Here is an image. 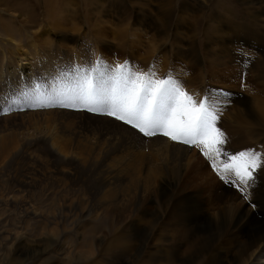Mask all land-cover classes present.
Here are the masks:
<instances>
[{"label":"rangeland","instance_id":"obj_1","mask_svg":"<svg viewBox=\"0 0 264 264\" xmlns=\"http://www.w3.org/2000/svg\"><path fill=\"white\" fill-rule=\"evenodd\" d=\"M258 2L264 7V0H0V148L5 149L1 159L6 157L0 167V264H62L61 260L66 256L71 259L70 264H81L77 262L78 235L82 225L91 221L90 230L93 227L91 217L90 219L86 215L77 216L78 209L75 205L71 206V210L67 209L69 201L92 199L90 196L93 192L87 184L90 180L88 169L87 172L83 171L84 169L79 170L69 160L55 158L43 141L42 134L55 133L59 141L69 147L67 150L64 146L67 152H72L80 140L79 144L87 145L86 142L95 140L97 144V141L108 142L115 136L121 143L131 139L148 145L167 138L161 135L143 137L136 130L106 115L61 107H29L23 98L13 105L12 101L17 97L18 91L31 87L34 82H39L43 86L42 90L47 91L50 85L56 86L54 77L58 72L70 71L73 66H88L98 57L102 58L106 67L114 68L127 62L134 71H154L158 79H175L184 90L194 91L197 98L206 94L220 96L226 103L222 107L217 126L226 138V134H230L228 130H235V126L239 125L235 120L238 110L243 112V121L248 125L247 134L254 132L248 143L240 145L238 150L233 149V152L246 149L259 151L264 145L260 115L254 118L247 111L252 109L251 106L238 101L242 98L239 95L248 98L252 96L253 93L249 94L247 88L254 84L244 83L238 78L235 83L231 75L224 77L221 82H210L204 72L208 65L203 61L207 51L206 36L218 22L217 18L226 15L224 18L228 21L234 19L235 22L244 23L250 28L251 18L244 13V5L259 6ZM232 13L235 15L232 16ZM217 14L219 15L215 17ZM221 29L225 30L224 27ZM83 36L88 37L89 42H86ZM190 44L194 51L189 47ZM213 49L212 47L209 54L210 61L220 65V57L223 55L220 53L221 48L218 47L214 52ZM245 49L251 48L246 46ZM194 52V56H191ZM28 56L34 60L37 58L38 61L27 66V59L30 58ZM245 57L250 58L248 55ZM235 58L236 56L231 54L228 58L226 55L224 60L228 59L232 65ZM196 59L199 61L197 67L205 78L191 85L188 83L190 77L185 66L187 61ZM242 63L247 68V65ZM41 69L50 70L52 75L48 78L42 77ZM240 69L243 71L241 66ZM12 70L14 75L10 74ZM262 81L263 79L258 80V83ZM99 138L100 141L97 140ZM80 152L84 153V150ZM226 152L231 154V150L227 149ZM210 157L206 159L196 147L189 168L181 172L180 182L177 180L176 185L169 187L170 190L163 199L173 202L187 196L196 197L201 203V215L206 214L210 221L214 220L217 212L225 213L229 207L234 211L238 206L254 211L250 200L255 195V189L246 190L249 197L246 200L240 191L241 186L225 183L213 170L212 163L221 167L222 158L214 154H210ZM98 163L108 162L101 159ZM121 165L124 164L121 162ZM110 189H106L104 194L109 193L111 199H118L123 210L133 209L134 215L126 219L127 222L121 221L123 225L117 220L121 217L98 219L100 222L94 223L98 231L96 238L92 244L88 242L84 247L86 246L87 250L92 247L96 251L99 248V240L103 239L100 244L102 247L98 249L101 252L109 247L108 235L117 230L118 234L123 233L122 235L126 236L124 238L133 249L123 258L120 250H115L103 258L95 253L86 258L84 264H141L154 252L147 226L149 213L154 205L146 201V198L137 197L134 201L135 196L128 193L126 186H117L113 191ZM229 197L232 200H229ZM129 201H132V204ZM135 203L140 206L137 211V206L131 207ZM171 208L167 205L158 207L159 212L164 213V218L160 219L161 223L162 219L166 221L175 215ZM231 215V212L229 215L226 213V218ZM228 224L229 222L226 224L224 235H227L229 230ZM120 230L124 231L119 232ZM201 230L196 228L194 237L186 246L195 245L197 238L203 235ZM204 230L207 231L206 228ZM50 231L53 232L51 235ZM50 238L53 243L46 247L44 244ZM225 240L227 237L224 238V248L227 247ZM60 245H63V253L58 251ZM188 255H181L179 259L177 253L169 264H186L190 260L187 259Z\"/></svg>","mask_w":264,"mask_h":264},{"label":"bare ground","instance_id":"obj_2","mask_svg":"<svg viewBox=\"0 0 264 264\" xmlns=\"http://www.w3.org/2000/svg\"><path fill=\"white\" fill-rule=\"evenodd\" d=\"M258 3L259 6L253 5L249 7L248 5H244V13L251 18L250 28H248V26L244 23L239 24L235 22L234 19L228 21V19L224 18L226 15L221 16V18H217L219 19L218 22H215L216 25L213 26L212 31L206 36L208 39L207 44H205L207 51H205L206 59L203 58V61L204 64L208 65V69L204 72L208 75L206 78H208V81L210 82L216 83V80L221 82L220 80H223L224 77L227 78L231 75L233 80H235V83L237 82L236 80L238 78L239 80L244 81V83L254 84L253 86L251 85L250 88H247V92L249 94L251 92L253 93L252 96L248 98L246 96L244 97L239 95L242 98L238 99V101H243L245 104L247 103L249 106H251L252 109H247V111L254 118L257 115H260L259 117L261 118V122L263 124V128L260 127V129L264 132V7H262L261 2ZM182 6H184V4ZM185 8L187 9V7ZM218 15L219 14H217L215 17ZM234 15L235 14L232 13V16ZM221 27H224L225 30L221 29ZM97 35L99 34L97 33ZM90 37L92 38V36ZM83 38L86 42H89L88 37L83 36ZM226 41L228 44L225 45ZM246 46L250 47L251 49H245ZM189 47H191V44ZM212 47L214 48L213 52L217 50L218 47L221 48L220 53H223V55L220 57L221 67L219 63L210 61L211 59L209 58V54ZM193 49L194 48L191 47V50ZM90 52H92L91 48ZM194 54L195 52L192 53L191 56H194ZM231 54L236 56L235 60H233L236 63H233L232 61V65L231 62L229 63L228 59L224 60L226 55L228 58V56ZM245 55H248L250 58L245 57ZM37 61V58L34 60L32 57H30L27 59L26 65H32L33 62ZM187 62L188 63H186L187 65L185 66V69L188 71V76L190 77V79L188 78V83L192 85L195 84V82H201V78L205 77H203V73L197 67V62H199L198 59ZM242 62L247 65V68ZM207 65L205 66L207 67ZM227 65L229 66L227 67ZM240 66L245 72L240 69ZM182 70H184V68ZM41 72L42 77L44 78H48L50 75H52L50 70H42ZM13 73L14 71L12 70L10 74L14 75ZM262 79V83H258V80ZM257 84L259 85V88ZM51 87L53 88V86L50 85L49 88ZM187 92L195 97L194 91L188 90ZM236 114L237 116H235V120L237 123H239V125L235 126V130H228L230 134L226 135L229 137V139L224 145L225 151H227V149L231 150V154L235 153L233 152V149L238 150L239 147L241 148L240 145L244 146L246 143H248L250 140L249 138L254 134L253 131L252 133L249 132L247 134L248 125L243 121V112L238 110L236 111ZM45 132L46 131H44V133ZM236 132L239 133L236 134ZM42 139L48 145L55 158L62 161L69 160L77 169H84L83 171L88 169L89 171L88 177H90V180L87 184H89L88 188L91 190V192H93L91 193L92 196H90L92 199H77L75 201H69L70 203H68V210H71V206L74 205L78 209V214L76 213L77 216H89V218H92L94 223L100 222L99 220L101 218L105 219L107 217H121L120 219H117L120 220L118 221L120 222L119 224H121V221L125 222L126 219L131 218L132 215H134V211H132L133 209L123 210V208L119 206L118 199H111V195L109 193L104 194L106 189L111 188V191L117 186H126L128 193L132 196H135L134 201L137 197L139 199L146 198V201H149L152 203V205H154L149 213V222H147V226L149 227L148 237L154 252L148 257L147 260L142 261L141 264H159L160 262L169 264L174 255L177 253V257H179V259H181V255H188L189 253L187 256L189 258L187 259L190 260L187 261L186 264H264V169H261L256 174L257 180L254 187L255 195L252 196L251 200L249 199L251 201L250 203L255 205V207L252 206L254 211L243 208L242 206H238V208H242L238 211H236L238 209L236 208L235 212L232 207H229V209L227 207L228 211L233 214L231 217L229 216V218H226V213L229 215L230 212L228 214V211H225L224 209L225 213L217 212L214 220L210 221L205 216L206 214L201 215V203L196 199V197L187 196L173 202H171L172 200L169 199H163V197L166 196V193L169 192V187L176 185L177 180L180 182L179 178L181 172L184 169L189 168V165L194 159L196 150L195 146L189 147L183 144L179 145V143H175L168 138L165 140L162 139L159 142L156 141L149 143L148 145H143V143L136 142L131 139H127L121 143L118 142V139L115 136H112L108 142L99 143L97 141V144L95 142L96 140L94 142H86L87 145L83 143L79 144L81 141L80 140L77 142V145L75 148H73V150L70 149L72 152H67L69 147L66 146V143L64 145L63 142H60L58 136L55 135V133L51 132L50 134L46 132L45 134H42ZM97 140L100 141L101 138ZM64 146L67 147V150ZM4 150V148H0V159L4 154ZM81 150H84V153H81ZM11 151L14 152L15 150ZM259 152L264 154V145L260 148ZM108 153L110 154L108 155ZM11 155L13 156L15 154ZM5 158L6 157H3V159H1L0 167L3 166ZM101 159L108 163H98L101 161ZM121 162L124 164L123 166H120ZM117 191L118 190H116V192ZM181 191L182 190H180V192ZM100 193H103L104 195H101ZM227 196L229 195L227 194ZM74 198L72 197V199ZM230 198L231 197H229V200H232ZM120 203H122L121 200ZM164 205H167L168 207L171 206V209L174 211L175 215L166 221L162 219L163 223H161L160 219L164 213L161 214L158 210V207ZM132 206H137L135 208L136 211L140 209L138 203L131 205V207ZM57 213L59 212L57 211ZM33 214L35 213L33 212ZM227 222H229V230L227 231V235H224ZM94 223L91 230V221L89 224L82 225V229L78 235V250L76 249L79 258L77 259V262L84 264V262L87 261L86 258L93 256L95 253L102 258L110 255L115 250H120L121 253H123L121 254L122 258L127 257L130 254L133 246L129 245V242L125 239L126 236L122 235L123 233L118 234L117 230L115 232H111L109 235L107 234L108 238H110L109 247L104 248L101 252L98 251V249L102 247V245L100 246L101 241L103 240L102 239L99 240V248H97L96 251H94V248L92 247H90V250H87V248H85L86 246L84 247V244H89L88 242L92 244V241L94 242V239L96 238L95 235L98 232L97 226ZM121 225H123V223ZM195 227L198 229L201 228V234L203 235L200 238H197L194 246H186L194 237V232H196ZM204 228H206L207 231H205ZM104 229L103 231H105ZM54 230L56 231V229ZM121 231L123 232L124 230H120L119 232ZM52 233L53 232H51L50 235ZM108 233H110L109 230ZM225 237H227V240H225L227 244L226 248H224ZM51 240V238L47 239L44 245L49 247L52 242ZM136 240L139 242L138 239ZM133 243L135 242L133 241ZM58 251L59 253L64 251L63 245L59 246ZM61 261L62 264H70L71 259L66 256ZM176 263L178 264V262Z\"/></svg>","mask_w":264,"mask_h":264},{"label":"snow or ice","instance_id":"obj_3","mask_svg":"<svg viewBox=\"0 0 264 264\" xmlns=\"http://www.w3.org/2000/svg\"><path fill=\"white\" fill-rule=\"evenodd\" d=\"M54 81L56 86L47 91L39 82L19 90L13 105L23 98L29 107H61L106 115L143 137L161 135L175 143L195 146L206 159L210 154L222 158L221 167L212 163L213 170L225 183L241 186L246 200V190L255 187L256 174L264 169V154L255 149L233 154L225 151L227 138L217 121L226 101L218 95L197 98L171 77L158 79L154 71H134L127 62L106 67L99 57L88 66L58 72Z\"/></svg>","mask_w":264,"mask_h":264}]
</instances>
